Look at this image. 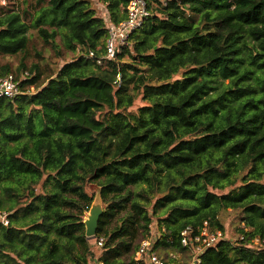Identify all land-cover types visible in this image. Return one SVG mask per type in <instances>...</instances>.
<instances>
[{"label":"trees","instance_id":"obj_1","mask_svg":"<svg viewBox=\"0 0 264 264\" xmlns=\"http://www.w3.org/2000/svg\"><path fill=\"white\" fill-rule=\"evenodd\" d=\"M127 2L37 0L26 19L0 4V55H20L0 72L35 90L0 98V264H91L97 250L140 264L150 226L154 247L182 249L184 228L225 232L227 211L235 236L199 264H264V0H154L98 64ZM30 29L72 58L28 65ZM87 185L103 204L101 247L85 237Z\"/></svg>","mask_w":264,"mask_h":264},{"label":"built area","instance_id":"obj_2","mask_svg":"<svg viewBox=\"0 0 264 264\" xmlns=\"http://www.w3.org/2000/svg\"><path fill=\"white\" fill-rule=\"evenodd\" d=\"M154 0H128L125 7V18L118 23H107V37L105 41V52L101 57L96 58V63L100 64L106 59L114 58L117 48L123 44L129 34L136 28L143 25L146 19L151 14L149 3ZM164 2L165 0H159ZM1 2H5L0 0ZM5 4V3H4ZM88 56H93V52H89ZM119 74L116 76V81L119 80ZM33 92L34 87L29 86L20 88L19 80L15 74L10 71L7 73L0 72V98H14L20 93ZM9 212L0 209V225L7 226L9 224ZM191 228L187 226L180 232V245L188 251L189 257L185 261H175L168 263L167 259L158 254L154 249V244L159 235L150 226L148 234L140 240L137 250L134 254V260L140 264H199L201 253L209 247L214 246L221 240L228 238L225 232L219 229L210 230L207 223L204 222L203 227L198 229L195 234H191ZM242 237V236H240ZM93 244L101 247L103 238L101 236H93ZM264 241V239L262 240ZM260 239L255 238L254 243L258 244ZM91 264H104L102 260L96 256Z\"/></svg>","mask_w":264,"mask_h":264},{"label":"rangeland","instance_id":"obj_3","mask_svg":"<svg viewBox=\"0 0 264 264\" xmlns=\"http://www.w3.org/2000/svg\"><path fill=\"white\" fill-rule=\"evenodd\" d=\"M3 1H5L4 2L5 4L11 3V2H17L19 11L21 12L22 17L26 19V16H27L26 13L32 12L34 10V6H35L37 0H3ZM93 1H95V0H93ZM1 3L4 4L3 2H1ZM25 11H26V13H25ZM28 32L31 36V42H30V45L27 47V54L25 55V57H26L25 61L28 65L33 63V62L38 61V63L40 65H45L46 63H49V64H54V66H60L64 61H67L70 58H72L73 54L70 51H67V50L61 48L62 55L58 56V55H56V51L53 50L50 46L43 45V41H42L41 37L38 35L36 29H30ZM59 43H61V42H59ZM36 51H40L43 57L39 58L36 54ZM19 58H20V55H18V54H16V55H0V65H4L5 63H9L11 68H12V71H14L18 66ZM140 105H142V101H141L140 96H138L135 99L133 105L130 107V110H135ZM86 190L88 191V193L92 194V196H93L92 203L96 202V201L97 202L100 201L95 188H93L90 185H87ZM102 207H103V204H102ZM87 214H88V211H86V213L84 214V219L86 218ZM235 215H236V212H234V211H227V213H225L223 215V217H224L223 222H225L224 225L226 226L225 232H226V235L228 236V238H230L229 236L232 235V233H233L231 227H233L232 224H235V222H236ZM152 228H153V231H156L154 226ZM234 236L235 235H232L231 237H234ZM87 240H88L89 244H91V245L94 242L93 237L87 238ZM93 250L96 251L97 249L94 248ZM96 254H97V256L99 255V250H97Z\"/></svg>","mask_w":264,"mask_h":264},{"label":"water","instance_id":"obj_4","mask_svg":"<svg viewBox=\"0 0 264 264\" xmlns=\"http://www.w3.org/2000/svg\"><path fill=\"white\" fill-rule=\"evenodd\" d=\"M103 213L102 203L96 201L91 203L86 218L83 220L85 226V237L91 238L96 235L98 222Z\"/></svg>","mask_w":264,"mask_h":264},{"label":"crops","instance_id":"obj_5","mask_svg":"<svg viewBox=\"0 0 264 264\" xmlns=\"http://www.w3.org/2000/svg\"><path fill=\"white\" fill-rule=\"evenodd\" d=\"M155 251L167 259L168 263L179 261H185L189 257L188 251L182 249H177L175 247L166 246L163 244H158L154 247Z\"/></svg>","mask_w":264,"mask_h":264}]
</instances>
